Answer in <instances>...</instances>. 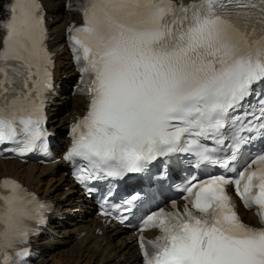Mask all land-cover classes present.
Masks as SVG:
<instances>
[{
    "label": "snow or ice",
    "instance_id": "snow-or-ice-1",
    "mask_svg": "<svg viewBox=\"0 0 264 264\" xmlns=\"http://www.w3.org/2000/svg\"><path fill=\"white\" fill-rule=\"evenodd\" d=\"M77 10L83 23L68 29V39L89 107L72 127L65 159L87 162V178L140 172L175 152L209 160L202 141L221 143L229 122H240L234 113L264 86V0H82ZM7 11L0 144H15L8 151L22 156L38 142L44 147L52 61L40 0H9ZM253 118L264 120V99ZM229 185L255 208L257 224L240 218ZM194 188L182 213L161 209L143 221L141 230L161 232L140 237L144 264H264V154L236 178L214 176ZM34 200L17 181L0 180V264H23L15 258L28 255L27 222L44 207L29 210Z\"/></svg>",
    "mask_w": 264,
    "mask_h": 264
},
{
    "label": "bare ground",
    "instance_id": "bare-ground-1",
    "mask_svg": "<svg viewBox=\"0 0 264 264\" xmlns=\"http://www.w3.org/2000/svg\"><path fill=\"white\" fill-rule=\"evenodd\" d=\"M42 1L51 17L52 46L57 56L55 72L63 89L60 97L56 98L60 108L51 109L53 116L50 123L62 134L61 129L81 114L84 105L81 97L72 95L63 86L73 79L74 70L62 39L67 25L71 21H78L79 16L64 8L65 0ZM8 175L23 181L62 211L61 220L53 222L54 233L37 242L42 256L37 264H48V261H51L50 264H139L135 236L100 222L86 200L74 190L62 162L52 166L20 163L15 159L0 160V177ZM242 214L252 224L258 223L253 210H242ZM82 232L84 235L81 236Z\"/></svg>",
    "mask_w": 264,
    "mask_h": 264
},
{
    "label": "rangeland",
    "instance_id": "rangeland-1",
    "mask_svg": "<svg viewBox=\"0 0 264 264\" xmlns=\"http://www.w3.org/2000/svg\"><path fill=\"white\" fill-rule=\"evenodd\" d=\"M48 262H49V263H48ZM48 262H47L48 264H50V263H51V261H48Z\"/></svg>",
    "mask_w": 264,
    "mask_h": 264
}]
</instances>
